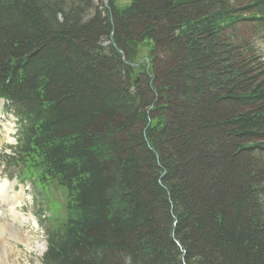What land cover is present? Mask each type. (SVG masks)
I'll return each mask as SVG.
<instances>
[{"label": "trees", "instance_id": "trees-1", "mask_svg": "<svg viewBox=\"0 0 264 264\" xmlns=\"http://www.w3.org/2000/svg\"><path fill=\"white\" fill-rule=\"evenodd\" d=\"M100 2L0 0L4 158L67 194L44 264H264V0Z\"/></svg>", "mask_w": 264, "mask_h": 264}, {"label": "rangeland", "instance_id": "rangeland-1", "mask_svg": "<svg viewBox=\"0 0 264 264\" xmlns=\"http://www.w3.org/2000/svg\"><path fill=\"white\" fill-rule=\"evenodd\" d=\"M100 1L101 0H96L97 4L102 3ZM103 4L106 5L107 2L103 1ZM255 47L257 51H260L262 54H264V40H256ZM148 54L149 48L143 47L141 56L139 57V63L141 67H143V62L146 61ZM143 71L144 70L139 67V71L136 75L138 80L142 77ZM0 121L3 123V125L8 127V130H11L8 132L4 127H2V124L0 126V174L2 178L8 176L10 177V182H16L17 180L12 179L13 177H11L10 171L6 169L7 167L4 163L6 159H4V156L11 155V148L17 144L19 123L17 122V119L12 114H10L5 105L2 106L0 110ZM8 169H12V171H14V168L12 167H8ZM0 180L2 179L0 178ZM17 185L18 183H16V186ZM22 186L25 189L24 195L22 196L23 205L22 208L18 209V211L28 219V221L23 224V228L25 232L29 234V237L34 240L33 242L36 240L38 245H43L42 247H46L45 249L47 251L48 232L52 228L59 227L65 220V205L67 201L66 191L58 187V185H56L54 182H49L44 186H40L38 181L33 179L30 183H23ZM17 187L20 189L19 186ZM4 209L5 208L0 206L1 211ZM31 217L33 219L35 218L34 221H36L37 226H35V223ZM3 220L5 222L11 220L9 211L8 213L4 214ZM4 240L11 242L15 246L11 248L15 251V264H44V256L46 251L41 257L39 255V249L35 244L32 245L33 250L28 251L26 246L16 243L14 240L10 239L7 234H5L4 238H2L0 234V243H2ZM0 264L13 263H3L0 260Z\"/></svg>", "mask_w": 264, "mask_h": 264}, {"label": "bare ground", "instance_id": "bare-ground-1", "mask_svg": "<svg viewBox=\"0 0 264 264\" xmlns=\"http://www.w3.org/2000/svg\"><path fill=\"white\" fill-rule=\"evenodd\" d=\"M5 130H8L6 125H3ZM23 198L19 193L16 192L14 184H11L8 180H0V206L2 208H7L11 216V220L5 222L3 220L4 213L0 210V234L4 238L5 234L9 236L10 239L14 240L16 243L23 244L28 248V251H32V245H36L39 249V255L42 257L46 251V247L39 246L37 241L29 237V234L25 232L23 224L28 221V219L18 211L23 205ZM32 218V217H31ZM33 219V218H32ZM35 219V218H34ZM35 226H37L36 221ZM30 233V232H29ZM3 240V239H2ZM3 243V244H2ZM0 243V260L3 263L9 262L15 264V251L11 248L15 247L14 244L6 240Z\"/></svg>", "mask_w": 264, "mask_h": 264}, {"label": "water", "instance_id": "water-1", "mask_svg": "<svg viewBox=\"0 0 264 264\" xmlns=\"http://www.w3.org/2000/svg\"><path fill=\"white\" fill-rule=\"evenodd\" d=\"M138 83H139V80L136 79V80L134 81V84H135V85H138Z\"/></svg>", "mask_w": 264, "mask_h": 264}]
</instances>
